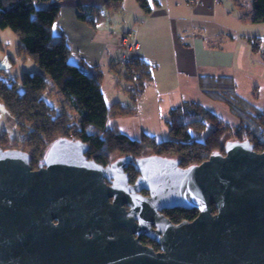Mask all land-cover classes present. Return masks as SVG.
I'll use <instances>...</instances> for the list:
<instances>
[{"label":"water","instance_id":"obj_1","mask_svg":"<svg viewBox=\"0 0 264 264\" xmlns=\"http://www.w3.org/2000/svg\"><path fill=\"white\" fill-rule=\"evenodd\" d=\"M86 150L56 139L33 169L0 146V264H264V150L248 139L186 167L156 154L102 165ZM176 207L197 214L174 223L162 211Z\"/></svg>","mask_w":264,"mask_h":264},{"label":"trees","instance_id":"obj_2","mask_svg":"<svg viewBox=\"0 0 264 264\" xmlns=\"http://www.w3.org/2000/svg\"><path fill=\"white\" fill-rule=\"evenodd\" d=\"M51 1L0 0V27H9L17 33L20 50L30 55L40 69L33 73L24 72L9 84L0 79V102L15 120L18 130V135L11 141L0 133L3 147L26 151L33 169L38 167L48 145L59 138L81 140L87 146L86 157L102 165L111 161L114 152L135 158L143 156L145 149H150L153 154L177 160L181 167L200 163L213 152H224L220 137L231 126L213 108L200 101H183L170 109L166 124L171 138L167 140H157L155 135L147 132H142L139 138H132L117 125L107 126L109 116H126L134 112L137 99L151 77L150 65L138 57L134 63L128 64L133 76L126 79L134 82V89L127 90L132 105L124 106L119 101L107 105L100 76L94 70H86L85 66L72 62L71 47L66 37L53 33L52 26L60 6L49 4ZM109 1H113L116 8L121 0ZM140 2L144 4L145 0ZM250 5L249 20L264 22V0H251ZM77 16L95 25L103 14L99 9L81 8ZM226 82L234 90V82L229 78L210 79L200 88L233 114L237 128L246 125L244 133L231 141L248 139L254 150H264V108L253 105L256 110L245 113L232 97L223 95ZM19 84L23 87L21 92L17 89ZM50 89L66 102L59 111L42 97ZM235 96L239 103L241 101L251 107L244 97ZM244 114H250L247 124H244ZM208 125L212 128L204 138H191L192 131L201 133ZM127 172L132 182L138 173L132 165ZM163 214L178 223L193 219L197 210L176 207L164 210Z\"/></svg>","mask_w":264,"mask_h":264},{"label":"crops","instance_id":"obj_3","mask_svg":"<svg viewBox=\"0 0 264 264\" xmlns=\"http://www.w3.org/2000/svg\"><path fill=\"white\" fill-rule=\"evenodd\" d=\"M241 1L145 0L142 4L140 0H121L116 8L109 0H53L49 4L60 6L52 31L66 37L71 60L76 64L98 66L106 54L110 57L109 66L122 74L120 38L122 33L130 32L138 44L134 56L150 65L151 77L145 86L151 83L160 93L170 95L167 102L170 110L183 101L204 103L198 99L206 95L200 88L203 82L229 78L236 83L239 60L242 56L254 58L256 49L251 44L254 34L245 32L246 26L253 23L246 21ZM81 8L99 9L104 15L91 25L78 18ZM105 14L119 22L113 31L107 29ZM111 32L116 41L115 48H111L114 50L109 52L108 42L100 36ZM259 70L264 68L259 66ZM165 113L162 123L169 112ZM140 131L153 134L146 128Z\"/></svg>","mask_w":264,"mask_h":264},{"label":"rangeland","instance_id":"obj_4","mask_svg":"<svg viewBox=\"0 0 264 264\" xmlns=\"http://www.w3.org/2000/svg\"><path fill=\"white\" fill-rule=\"evenodd\" d=\"M250 2L251 0H242L241 9L246 13V21L253 23H248L250 26H246L245 32L252 33V35L254 34L253 37H251V44H255L253 48L256 49L254 58L249 56L245 58L242 56L236 69L234 90L230 89V85L226 82L227 85L225 87L227 88L223 93V95L227 97H232L235 103L240 104L245 113H247V111H249L248 113L251 111L254 112L253 109H256L253 105L259 109L264 108V82L261 83V77L264 71L259 70V66L264 68V22H251L249 20L251 14ZM237 4L239 3L237 2ZM114 14L117 15L116 12H114ZM105 18L107 29L113 31L119 22H117L116 18L110 19V16H106ZM100 38H104L108 42L110 48L109 52H112L114 49L111 48H115L113 45L116 41L115 34L112 32L102 33ZM19 44L20 40L17 33L12 31L9 27H0V79L7 84L11 83L13 79L16 80V77L21 76L24 72L33 73L40 71L31 56L20 50ZM251 44L250 47H252ZM120 48V53L122 52L124 54L127 51L122 46H120ZM133 51L132 49L131 52L133 56L131 55L129 58H123L122 56L121 58L123 61V64H121L124 69L122 70V74L119 70H113V68L109 66L110 57L106 54H104L98 66L91 68L85 67L86 70L92 69L100 76L101 90L107 105H111L117 101L121 102L124 106L132 105V99L127 90L134 89V82L132 80H130V82L126 77L133 76L131 69H128V64H132L135 61ZM116 54H118V52ZM116 56L119 57V55ZM118 57H115V59ZM17 89L21 92L23 90L22 85L19 84ZM234 93L240 97H244V99L251 104V107H247L244 103H241V101L239 103ZM42 97L50 105L56 107L57 111H59L61 107L66 106V102L61 101L59 95L54 94L52 89L45 92ZM139 97L133 113L126 116L111 115L108 117L107 126L117 124L123 132L127 133L132 138H139L141 134L140 130L146 128L155 134L157 140L170 139L171 136L169 133H165V129L168 127L166 120H163L162 123L163 115L166 114L165 112L168 113L170 111L167 105L170 95L160 93L159 88H156L150 83L144 87V91ZM198 99L205 101L204 103L210 108H213L215 112L224 118V121L231 126L222 132L220 137L221 144H224L226 141L234 140L244 133V130L247 128L246 125L245 127L242 126L241 129L237 128L235 126L237 119H235V117L232 116L233 114L229 113V110L218 100H214L207 94L204 96L200 95ZM248 115L250 114L243 115L244 124L249 123ZM211 128V125H208L203 132L198 134L192 131L191 138L202 139ZM0 133L6 135L9 141L18 135V130L15 127V120L3 111H0ZM142 153L144 155H149L153 154V151L145 149ZM119 156L121 155L118 152H114L111 155V160Z\"/></svg>","mask_w":264,"mask_h":264},{"label":"built area","instance_id":"obj_5","mask_svg":"<svg viewBox=\"0 0 264 264\" xmlns=\"http://www.w3.org/2000/svg\"><path fill=\"white\" fill-rule=\"evenodd\" d=\"M188 2L192 3L196 0H187ZM120 46L125 48L127 51L123 54V58H129L132 55L131 50L136 49L138 47L137 42L131 38L130 32L122 33L120 38ZM133 56V55H132Z\"/></svg>","mask_w":264,"mask_h":264},{"label":"flooded vegetation","instance_id":"obj_6","mask_svg":"<svg viewBox=\"0 0 264 264\" xmlns=\"http://www.w3.org/2000/svg\"><path fill=\"white\" fill-rule=\"evenodd\" d=\"M225 143H226V142H225ZM225 143H224V144H225ZM0 146L3 147L4 144H1V143H0ZM143 156H145V155H143ZM121 157H123V156H119V157H117V158H115V159H112L110 162L115 161V160H117L118 158H121ZM110 162H109V163H110ZM129 166H131V164H129L124 170L127 171ZM137 175H138V174H137ZM136 177H137V176H136ZM134 180H135V179H134ZM142 194H147V192H146V191H142ZM166 210H167V209H166ZM163 211H164V210H163ZM163 211H162V213H163ZM140 241H141L142 243L144 242V244H146V245H150V246H152V247H153V245H156L155 247H153L154 250H156V251L160 250L158 244H157L156 242H154L153 240L149 239V238L146 237V236H142V237L140 238Z\"/></svg>","mask_w":264,"mask_h":264}]
</instances>
